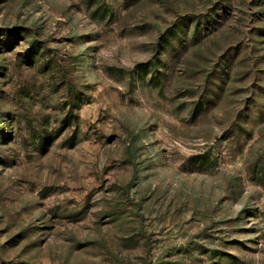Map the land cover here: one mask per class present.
<instances>
[{
    "label": "rangeland",
    "instance_id": "374dc122",
    "mask_svg": "<svg viewBox=\"0 0 264 264\" xmlns=\"http://www.w3.org/2000/svg\"><path fill=\"white\" fill-rule=\"evenodd\" d=\"M0 264H264V0H0Z\"/></svg>",
    "mask_w": 264,
    "mask_h": 264
}]
</instances>
